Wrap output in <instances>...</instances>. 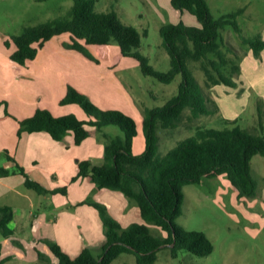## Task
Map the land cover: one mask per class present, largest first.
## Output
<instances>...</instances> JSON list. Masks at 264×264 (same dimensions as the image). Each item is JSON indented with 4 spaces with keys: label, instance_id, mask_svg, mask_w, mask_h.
<instances>
[{
    "label": "rangeland",
    "instance_id": "rangeland-1",
    "mask_svg": "<svg viewBox=\"0 0 264 264\" xmlns=\"http://www.w3.org/2000/svg\"><path fill=\"white\" fill-rule=\"evenodd\" d=\"M207 1L215 17L245 8L238 15L243 34L249 37L261 34L264 38V0ZM72 5L73 0H0V203L9 204L15 210V233L7 249L12 257L5 264H58L47 239L58 242L73 257L86 245L91 246L96 254L103 251L105 235L103 239L101 233L91 235L89 243L83 224L86 218L94 219L98 215L94 206L84 202L94 195V190L89 188L92 182L88 177L73 182L72 177L78 173L79 158L104 163V131L110 134L122 131L117 125L105 126L103 130L91 127L89 141L81 146L67 140L72 141V131L68 133L70 138L66 137L68 145L56 146L53 141L40 138L38 133L24 132L21 138L18 134L19 119L29 114V111L25 108V100L24 110L22 100L19 103L14 101L13 91H27L29 97L34 98L36 91H50V82L56 73L39 70L40 64L36 66V63H39L40 58L18 66L17 71L11 64L16 44L12 41L9 46L6 42L28 26L67 15ZM96 9H115L123 22L136 26L141 32L147 30L148 34L142 36L140 50L149 57L156 69L162 71L170 69L171 58L163 43L161 26L181 20L190 25H200L195 14L175 9L171 0H97ZM222 37L223 49L231 54H239L241 66L244 62L245 74L242 68L235 78L234 86L219 84L208 87L200 63L190 61L189 67L201 84L210 105L215 104L220 110L215 114L193 117L191 109L187 108L178 128H158L159 154H165L178 140L194 134L198 126L223 128L233 125L227 121L237 118L241 126L256 132L261 130L259 117L264 97L260 91H263L264 79L261 81L260 78L264 76V62L257 65L254 60H250L249 47L240 42L231 26L222 30ZM69 42L65 41L63 46L67 50L76 51L67 46ZM109 45L103 51H99L96 46H88L96 59H90L77 50L82 59H86L82 62L84 65L80 66L89 69L69 68L62 73V80L67 83V91L69 84L77 87L74 82L86 87L78 81L83 75L78 77L77 72L97 80L99 88L94 91H99V107L104 110H121L134 118L138 129L134 152L142 153L146 148L143 124L145 109L163 105L177 94L182 75L178 74L170 83L162 82L152 75L144 74L133 56H126L119 62L115 60L116 55L110 57L113 47H119V44L114 41ZM21 67L22 73L19 71ZM52 91L61 89L54 84ZM60 103L56 102L57 105ZM61 105L64 107V104ZM72 105L83 112L86 116L84 119L89 118L80 104ZM51 106L56 110L55 104ZM141 142L145 143L143 151L139 149ZM15 160L30 177L41 181L52 191L41 194L28 188ZM3 168H7L10 173L5 174ZM252 168L258 184L256 196L240 198L236 188L224 176L207 177L202 183L187 184L184 187L183 212L177 222L187 230L205 231L214 242V250L208 255H197L183 249L174 256L169 245H164L158 249V258L154 264H264V155L254 156ZM62 186H68L67 194L55 192ZM111 191L108 189L103 192V196L101 193L95 196L103 200L108 198ZM130 204L138 209L134 199ZM115 211L118 212L116 208ZM137 213L138 222H145L140 212ZM148 224L157 236L167 235L157 225ZM93 229L96 233V223ZM0 239L4 240V237L0 236ZM39 251L42 256H39ZM111 264L138 263L134 254L123 253Z\"/></svg>",
    "mask_w": 264,
    "mask_h": 264
},
{
    "label": "trees",
    "instance_id": "trees-1",
    "mask_svg": "<svg viewBox=\"0 0 264 264\" xmlns=\"http://www.w3.org/2000/svg\"><path fill=\"white\" fill-rule=\"evenodd\" d=\"M96 2L73 0L67 15L28 26L22 33L7 39V45L10 46L12 41L16 44L11 59L24 65L38 56L48 40L69 32L71 42L67 46L81 51L90 59L96 58L88 46L95 45L103 51L117 41L120 54L115 56L116 61L133 56L144 74L170 83L181 73L182 81L177 94L165 104L145 109L146 148L142 153L134 152L138 129L132 116L121 110L100 108L71 84L60 102L80 104L89 118H81L75 113L57 116L50 109L40 107L32 116L19 120V136L24 132L45 131L58 142L65 143L67 134L72 131L77 144L90 136L91 127L103 130L108 125L119 126L122 133L103 132L106 138L104 163L80 159L78 173L72 181L88 177L95 183L96 190L113 189L130 201L134 199L145 221H133L125 226L114 216L107 203L91 197L84 202L97 208L103 221L105 237L102 253L96 254L91 246L86 245L73 257L58 242L46 241L58 264H111L123 253L134 254L138 264H154L158 249L164 245H169L174 256L183 249L197 255H208L215 247L208 234L203 230H187L177 222L183 212L184 187L202 183L207 177L224 176L236 188L240 198L257 195L258 184L252 161L255 155H264V102L260 108L261 130L258 132L241 126L237 118L227 121L233 125L223 128L198 126L194 134L181 138L165 154H159L157 130L160 127L178 128L187 108L191 109L193 117L215 114L220 110L215 104L210 105L189 62L200 63L208 87L236 85L235 78L242 66L239 54L223 49L222 30L226 26L233 28L240 42L249 47L257 58L262 57L264 38L261 34L252 37L243 34L238 15L245 8L215 17L207 0H171L175 9L195 14L200 25H190L181 20L161 26L163 43L171 58L170 69L162 71L156 69L140 50L142 36L148 34L147 30L141 32L136 26L123 22L115 9L98 11ZM15 162L28 188L41 194L52 191L41 181L30 177L18 161ZM2 171L10 173L7 168ZM57 191L67 194L68 186L59 187ZM14 220V208L0 203V236L4 237V240L0 239V264H5L12 257L7 249L15 233ZM148 223L157 225L167 235L157 236ZM39 256H42L40 251Z\"/></svg>",
    "mask_w": 264,
    "mask_h": 264
},
{
    "label": "crops",
    "instance_id": "crops-1",
    "mask_svg": "<svg viewBox=\"0 0 264 264\" xmlns=\"http://www.w3.org/2000/svg\"><path fill=\"white\" fill-rule=\"evenodd\" d=\"M65 41H68V42L71 41V34L69 32H65V33L56 35L52 39L48 40L45 43V45L40 49L38 56L35 58V59L40 58L39 63H36V66L38 64H40V68H38L39 70L42 69L43 71H46L48 73H54V72L56 73L55 77L52 78V80L50 82V84L52 85L49 88L50 91H42V92L36 91L34 94V98L29 97V94L27 91H13L14 101L16 103H19V100H22L23 110H24V107H25L24 106V100H25V105H26L25 108H27V111H29L28 112L29 114L23 116L21 119L32 116L35 113V111L40 107H42V108L45 107V108L50 109L57 116L67 114V113H75L81 118L86 117V116H84L83 112L80 109H78V107L72 105L75 103H69L68 105L64 104V107L61 105V103H60L61 106L56 104V102H60L61 99L67 93V83L64 80H62V73H65L69 68H73V69L82 68L85 70L89 69V67L80 66V65H84L82 62H85L84 60H86V59H82L81 55L79 54V52L76 49H75L76 51L71 50V49L67 50V48H65L63 46V43ZM92 46H95V45H92ZM108 46H110V45H108ZM108 46L105 47V50ZM111 53H113V54H109L110 57H113L112 55L120 54L119 47L118 46L113 47V52L111 51ZM69 54H73V55H69ZM249 54H251L249 56L250 60H254V63H256L257 65L260 64L261 62H264V50L262 52L261 58L255 57L252 50L249 51ZM123 58L124 57H122V59ZM11 64H12V67L18 71V69H19L18 66H20V64L16 63L13 60H12ZM57 65H58V68L56 69ZM242 66H243L242 67L243 73L245 74L246 69H245L244 62L242 63ZM22 70L23 69L21 67L19 70L20 73H22ZM257 71L260 72V69H257ZM77 76L78 77L82 76L81 78H78V81L85 84L86 87L82 86L81 84H77L75 82H74V85L84 89L85 91H82V92H84L86 95H88L97 105H99V91H94L95 88H99V83L97 82V80L91 79V77H89L87 74H84L83 72H77ZM263 79H264V76H263V78H260L261 81H263ZM54 84L56 87L58 86V88H60L61 91H52V89L54 88ZM87 87L89 89H91L92 91H89ZM260 92H261V95L264 97V88H263V91H260ZM263 102H264V98H263ZM8 103H9V101H8ZM54 104L57 107L56 110L52 109L53 106H51V105H54ZM21 119H19V120H21ZM30 133H38V134H40L39 135L40 138L45 139L48 142L53 141L56 146H60L59 144L68 145L66 142L65 143L58 142L48 132H45V131L30 132ZM22 136L23 135H21L20 137L22 138ZM67 136L69 137L70 134H68ZM67 140H69L71 144L75 143V136L73 137L72 141L68 138H67ZM88 141H89V138L87 137L80 144V146L83 144H86ZM134 144H135V142H134ZM140 145H141V147L139 149H140V151H143V149L145 147V143L141 142ZM66 147L68 148V146H66ZM137 153H139V152H137ZM79 157L86 158L85 156H78V158ZM79 160H80V158L77 161H79ZM78 180H80V179H78ZM83 180H86V179H83ZM89 188H91V190H94V195L92 196V198L95 200H100V201L107 203L111 209V212L114 214L115 217H117L123 223V225L126 226V225L130 224L131 222H133L134 220L138 221V213L137 212H139V210L137 209V207L135 205H131L130 201L122 193H120L119 191L110 189L112 191L108 195V198H104L103 200H101L102 198L98 199V198H96L95 195L101 193L103 196L104 195L103 192H105L108 189H97L96 190L94 182L91 183ZM113 206L118 210V212L115 211V208H113ZM97 212H98V215L95 216L96 217V218H94L95 220L86 218L83 222L84 227L86 229V235L85 236L88 239V241H89V236H91V235H95V234L99 235V233H101V235H102L101 239H103L102 237L104 236V224H103V221L101 219V216H100L98 210H97ZM95 223H96V229H97L96 233H94L95 231L93 229V226L95 225ZM97 237H99V236H97ZM89 243H90V241H89Z\"/></svg>",
    "mask_w": 264,
    "mask_h": 264
}]
</instances>
